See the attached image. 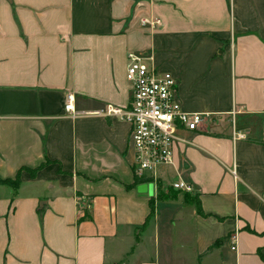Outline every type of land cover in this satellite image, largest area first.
<instances>
[{"label": "crops", "instance_id": "crops-1", "mask_svg": "<svg viewBox=\"0 0 264 264\" xmlns=\"http://www.w3.org/2000/svg\"><path fill=\"white\" fill-rule=\"evenodd\" d=\"M128 53L203 116L155 183L129 125L89 114L128 105ZM18 171L0 264H264V0H0V179Z\"/></svg>", "mask_w": 264, "mask_h": 264}, {"label": "built area", "instance_id": "built-area-1", "mask_svg": "<svg viewBox=\"0 0 264 264\" xmlns=\"http://www.w3.org/2000/svg\"><path fill=\"white\" fill-rule=\"evenodd\" d=\"M141 26L154 28L158 20H140ZM142 55H126L125 80L130 91L128 105L124 108L105 105L89 113L93 116L116 118L129 125L128 144L133 151L132 173L138 180L155 183L156 170L171 165L174 135L177 129L194 131L202 122L201 114L186 113L180 108L176 94V79L149 64ZM72 95L64 99L63 110L70 117L76 112L72 107ZM235 140H244L245 133L235 131ZM172 189L189 192L181 181L171 184ZM230 250H235L234 237Z\"/></svg>", "mask_w": 264, "mask_h": 264}, {"label": "trees", "instance_id": "trees-1", "mask_svg": "<svg viewBox=\"0 0 264 264\" xmlns=\"http://www.w3.org/2000/svg\"><path fill=\"white\" fill-rule=\"evenodd\" d=\"M22 170L28 172L30 177H33V175L36 171V170H27V169H22ZM18 174H19V171L17 172V174L13 180H9V179L1 180L0 179V185H8L13 189L17 188V186L19 184ZM198 213H200L199 210H198Z\"/></svg>", "mask_w": 264, "mask_h": 264}]
</instances>
